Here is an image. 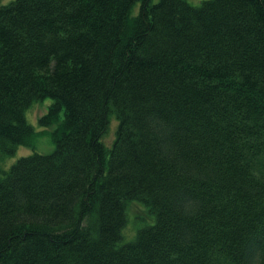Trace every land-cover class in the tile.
Returning a JSON list of instances; mask_svg holds the SVG:
<instances>
[{"label":"trees","instance_id":"obj_1","mask_svg":"<svg viewBox=\"0 0 264 264\" xmlns=\"http://www.w3.org/2000/svg\"><path fill=\"white\" fill-rule=\"evenodd\" d=\"M46 97L54 150L0 170V264H264V0L2 4L0 156Z\"/></svg>","mask_w":264,"mask_h":264},{"label":"rangeland","instance_id":"obj_2","mask_svg":"<svg viewBox=\"0 0 264 264\" xmlns=\"http://www.w3.org/2000/svg\"><path fill=\"white\" fill-rule=\"evenodd\" d=\"M12 0H0V5L7 4ZM158 0H152L153 3ZM190 4L198 5L203 0H186ZM137 10V7H136ZM52 99L46 97L39 102L32 103L25 111L24 116L26 121L33 127L35 131V138L32 146H18L15 152L10 155L0 156V170H7L8 167L16 161L19 157L29 155L33 152L41 154H49L54 148L50 133L56 127L50 126L47 128L40 127L38 125L37 119L43 113L47 111V107L51 104ZM63 117V111L60 113V119ZM117 119L114 114L109 115L107 131L102 135L101 141L108 148L111 147L113 140L115 139V132L117 129ZM152 215L147 213L144 207L138 203H131L128 207V222L123 230V241H129L133 238L135 229L138 226L145 225L152 222Z\"/></svg>","mask_w":264,"mask_h":264}]
</instances>
